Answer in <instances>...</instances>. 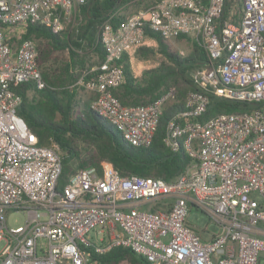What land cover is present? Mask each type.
Wrapping results in <instances>:
<instances>
[{
    "label": "built area",
    "instance_id": "2783aa9c",
    "mask_svg": "<svg viewBox=\"0 0 264 264\" xmlns=\"http://www.w3.org/2000/svg\"><path fill=\"white\" fill-rule=\"evenodd\" d=\"M90 0H0V264H88L85 248L131 249L149 264H259L264 254V0H157L99 29L103 62L75 86L94 94L91 110L131 146H150L173 89L149 105L123 106L112 90L124 81L122 59L147 45L192 37L207 63L191 73L184 110L167 122L164 145L195 162L172 181L121 176L110 164L73 173L61 188V151L17 115L20 84L44 88L31 24L58 33ZM226 2L230 9L222 18ZM182 55V53H181ZM252 108L199 121L208 96ZM196 208L218 227L203 241L187 218ZM146 208V209H144ZM24 212L8 227L6 213ZM95 240L90 242L86 236Z\"/></svg>",
    "mask_w": 264,
    "mask_h": 264
},
{
    "label": "trees",
    "instance_id": "16d2710c",
    "mask_svg": "<svg viewBox=\"0 0 264 264\" xmlns=\"http://www.w3.org/2000/svg\"><path fill=\"white\" fill-rule=\"evenodd\" d=\"M133 2L141 4L140 0H90L77 8L76 22L69 24L64 31L55 33L42 25L31 24L23 37L37 43V64L44 88L38 90L32 83L14 86L13 91L21 98L17 115L37 136L39 145L48 146L51 142L58 145L62 173L57 190H61L77 170L88 167L100 170L104 163L110 164L121 176L151 177L166 182L187 172L195 164L183 149L171 152L164 145L163 138L168 120L184 110L187 93L199 91L191 73L206 64L208 59L198 42H192L190 52L181 56L159 34L147 31L155 39L157 49L142 47L137 50L136 57L148 59L158 53L162 56L159 65L135 78L126 57L121 61L124 81L112 90L121 105H149L170 89L175 93V99L164 105L148 147L126 143L113 125L91 110V100L81 102L73 87L80 78H91L94 74L92 68L104 60L105 52L99 36L102 23L111 16L112 23H118L123 19L118 12ZM229 9L230 3L226 2L223 19ZM177 39L189 38L180 35ZM208 97L207 110L198 118L199 121L252 108L212 95ZM84 252L87 261L94 264H149L125 247H115L104 254H98L92 248H85Z\"/></svg>",
    "mask_w": 264,
    "mask_h": 264
},
{
    "label": "rangeland",
    "instance_id": "374dc122",
    "mask_svg": "<svg viewBox=\"0 0 264 264\" xmlns=\"http://www.w3.org/2000/svg\"><path fill=\"white\" fill-rule=\"evenodd\" d=\"M140 2L141 4H138V2L127 4L125 7H123L118 12L119 17L125 18L126 16L136 13L138 10L145 9L146 6L149 7V5L155 2V0H142V1L140 0ZM239 2L242 5V0H239ZM77 17L78 16L76 14V16L72 18L70 22L66 25V27L71 23H75ZM188 38L189 39H181V40L175 38V39L168 40V42L176 52H178L180 55L182 53L181 56H185L190 52L192 42L195 41V39H193L192 37H188ZM94 58L95 57H93L92 60ZM151 58H153V56L150 57V59ZM95 67H97V65ZM73 87L76 88L78 98H80L81 102H87L88 101L87 91L83 90L82 88L76 87L75 84L73 85ZM26 220H27V215L26 213L22 211L20 212L9 211L6 213V223L8 227H17V226L23 225L25 224ZM187 221L190 225H192L195 228L196 232L199 234L200 238L203 241L208 240L212 235H215L218 233L217 225L213 223L212 221H210L206 215L201 213L196 208H192V207L190 208V213L187 218ZM91 236H92V233H89L86 236V238L89 239ZM94 240H95L94 238L89 239L90 242ZM2 248H3V243L0 244V251L2 250ZM88 264H94V263L88 262ZM122 264H125V263H122ZM259 264H264V254H260Z\"/></svg>",
    "mask_w": 264,
    "mask_h": 264
},
{
    "label": "crops",
    "instance_id": "0c3cea01",
    "mask_svg": "<svg viewBox=\"0 0 264 264\" xmlns=\"http://www.w3.org/2000/svg\"><path fill=\"white\" fill-rule=\"evenodd\" d=\"M144 47L156 50L157 49V43H156L154 38H149L147 45ZM124 57H126V59L128 60V63L130 65V69H131L132 74L135 78H139L145 70L158 66L160 61L162 60V56L158 53H155V55L151 59L150 58L149 59H138L136 57V53L134 55L124 56ZM95 68H93V69H95ZM87 93H88L87 94L88 101H90V100L92 101L93 98L95 97L94 94H92L90 92H87Z\"/></svg>",
    "mask_w": 264,
    "mask_h": 264
}]
</instances>
